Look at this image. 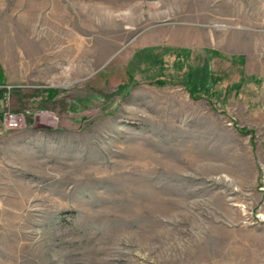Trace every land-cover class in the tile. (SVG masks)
Returning <instances> with one entry per match:
<instances>
[{
  "label": "rangeland",
  "instance_id": "obj_1",
  "mask_svg": "<svg viewBox=\"0 0 264 264\" xmlns=\"http://www.w3.org/2000/svg\"><path fill=\"white\" fill-rule=\"evenodd\" d=\"M0 264H264V0H0Z\"/></svg>",
  "mask_w": 264,
  "mask_h": 264
},
{
  "label": "crops",
  "instance_id": "obj_2",
  "mask_svg": "<svg viewBox=\"0 0 264 264\" xmlns=\"http://www.w3.org/2000/svg\"><path fill=\"white\" fill-rule=\"evenodd\" d=\"M0 68H1V67H0ZM1 73H2V72H1V70H0V78H1Z\"/></svg>",
  "mask_w": 264,
  "mask_h": 264
}]
</instances>
